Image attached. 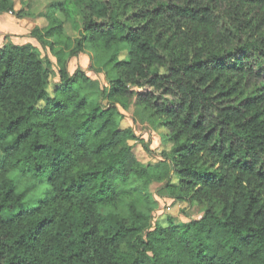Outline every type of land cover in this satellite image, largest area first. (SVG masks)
<instances>
[{"label":"trees","instance_id":"trees-1","mask_svg":"<svg viewBox=\"0 0 264 264\" xmlns=\"http://www.w3.org/2000/svg\"><path fill=\"white\" fill-rule=\"evenodd\" d=\"M72 9L75 37L57 17ZM44 17L30 37L56 60L52 91L48 56L0 47V264H264V0H65ZM86 50L105 105L69 72ZM131 108L163 130L164 161L136 157ZM164 182L205 215L153 224Z\"/></svg>","mask_w":264,"mask_h":264},{"label":"rangeland","instance_id":"rangeland-1","mask_svg":"<svg viewBox=\"0 0 264 264\" xmlns=\"http://www.w3.org/2000/svg\"><path fill=\"white\" fill-rule=\"evenodd\" d=\"M64 1L65 0H15L16 7L14 11L0 15V33H2L0 35V47L10 42L18 45L31 44L32 42V44L39 49L42 57L48 56L53 61L55 69L51 79V91L53 86L58 84L60 80L57 74L58 69L56 67V60L48 49H43L34 38L30 37V32L36 26L40 27L47 25L44 14L47 13L52 6L63 4ZM26 11L31 15L26 16ZM250 12L253 16L257 15V18L263 15L259 9L251 8ZM70 16L72 19L62 13L57 15V17L65 20L67 34L75 37L73 27L75 22L79 24V17L74 9L71 10ZM2 20L7 23H3ZM1 25L7 26L12 32L1 31L3 29ZM92 55L91 51L86 50L84 53L71 59L69 62V72L72 76L79 71L84 73L89 79L88 83L83 85L84 94L91 100L105 105L107 100L102 99V93L105 89H109L111 84L104 73H98L94 70ZM121 112L123 114L122 126L132 129L134 134L138 137V140L134 142L135 144L137 143L134 148L136 157L145 164H157L164 161L163 155L170 151L171 143H168L163 138V130L148 119L143 109L131 108L128 111L121 109ZM145 147L151 152H148ZM1 158L2 155H0V159ZM176 181L175 178L174 182ZM150 190L158 203L157 208L153 212V224L156 222H163L165 224L169 217L175 222L188 223L192 220L201 219L205 215V205L191 200L176 201L173 199L166 188V182L154 183Z\"/></svg>","mask_w":264,"mask_h":264},{"label":"crops","instance_id":"crops-1","mask_svg":"<svg viewBox=\"0 0 264 264\" xmlns=\"http://www.w3.org/2000/svg\"><path fill=\"white\" fill-rule=\"evenodd\" d=\"M3 21V23H7V22H5L4 20H2ZM3 23H1V24H3ZM10 25L12 26V24L10 23ZM14 25V24H13ZM2 27H3V29L1 30V31H9V32H12V30L10 29V28H8L7 26H4V25H1ZM15 26V25H14ZM14 26H13V28H14ZM15 29V28H14ZM7 33V32H6ZM2 33H0V35H1ZM0 40H1V37H0ZM31 44H32V42H31Z\"/></svg>","mask_w":264,"mask_h":264},{"label":"clouds","instance_id":"clouds-1","mask_svg":"<svg viewBox=\"0 0 264 264\" xmlns=\"http://www.w3.org/2000/svg\"><path fill=\"white\" fill-rule=\"evenodd\" d=\"M43 189H41V191H42Z\"/></svg>","mask_w":264,"mask_h":264}]
</instances>
